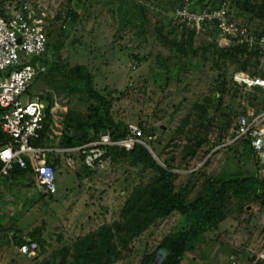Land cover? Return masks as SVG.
I'll return each instance as SVG.
<instances>
[{"label": "rangeland", "instance_id": "rangeland-1", "mask_svg": "<svg viewBox=\"0 0 264 264\" xmlns=\"http://www.w3.org/2000/svg\"><path fill=\"white\" fill-rule=\"evenodd\" d=\"M39 1L50 17L55 16L49 44L56 65L50 63L30 88L32 94L43 92L49 106L48 131L58 132L55 137L46 135V146H82L83 140L73 146H64L63 141L83 137L89 117L105 119L98 101L56 67L69 70L80 65L91 70L96 89L110 98L115 122L138 124L153 137L147 141L149 151L158 162L174 168L176 189L186 201L209 192L210 181L223 175L234 178L244 172L264 178V165L257 157L243 155L246 147L233 133L238 116L253 110V96H260L258 87L245 88L233 76L237 71L264 74V69L255 60L257 65L243 69L247 55L215 54L212 42L233 46V39L211 32L210 26L188 38L172 23L183 0H75L76 20L67 11V0ZM221 1L191 0L203 10ZM253 1L252 13L246 0H230V15L264 32V0ZM69 156L53 155L58 187L53 195L39 191L32 168L3 179L0 264L106 261L105 248L87 252L85 259L79 257L80 247L98 241L95 234L104 226L121 223L134 188L151 183L157 175L122 150L102 158L93 169L82 163L69 166ZM232 196L219 229L191 241L181 264H264V204ZM185 225L186 216L174 212L153 221L126 246L113 237L119 246L114 264H142L145 255L157 254L168 233ZM38 227L41 239L31 235ZM29 240L37 241L39 250L33 256L20 254L19 244Z\"/></svg>", "mask_w": 264, "mask_h": 264}, {"label": "built area", "instance_id": "built-area-1", "mask_svg": "<svg viewBox=\"0 0 264 264\" xmlns=\"http://www.w3.org/2000/svg\"><path fill=\"white\" fill-rule=\"evenodd\" d=\"M38 7L35 9V4ZM230 0H223L219 6L211 9H197L191 0H183L172 14V23L181 31L195 30L196 33L210 26L221 37L231 38L234 43L246 46L260 53V64L264 69V33L255 31L247 22H241L230 15ZM35 4L26 2L6 3L7 16L0 15V128L9 138L8 143L0 147V182L10 176L17 164L26 168L28 164L35 174L37 188L41 193L53 195L57 192L56 167L52 153L70 156L69 166L82 163L93 169L102 158H106L111 148L124 150L134 148L136 144L147 145V139L141 126L128 124L127 137L113 139L109 132H102L97 139L73 148L39 146L35 141L47 130L48 105L43 92L30 93L34 80L48 70L47 57L49 31L52 20L47 6L39 0ZM235 83L245 88H264L263 75H251L248 72H235ZM247 111V110H246ZM243 112L238 116L234 129L235 141L249 138L255 156L264 165V108ZM49 125V124H48ZM39 245L29 240L18 246L22 255H35Z\"/></svg>", "mask_w": 264, "mask_h": 264}, {"label": "trees", "instance_id": "trees-1", "mask_svg": "<svg viewBox=\"0 0 264 264\" xmlns=\"http://www.w3.org/2000/svg\"><path fill=\"white\" fill-rule=\"evenodd\" d=\"M8 1L15 0H0V15L7 16L4 5ZM74 1L75 0H67V11L71 18L76 20L78 15L74 9L75 6L72 5ZM246 1L248 2L249 12H255L254 1ZM258 13L263 14L262 11H258ZM184 32L188 34V38L190 39H194V36L196 35L195 30H184ZM212 32L215 33V31ZM258 32L264 33L263 30ZM49 34H51V30L49 31ZM49 43H51L50 39ZM212 44L217 47L215 49V54L217 56L229 54L247 55L245 60L246 64L243 66V69H246L251 63L254 66V64H256L253 62L254 60L256 62L260 61V53L256 50H249L246 46L237 43L233 46L218 45L216 42H212ZM52 51V45L48 44V70L50 63L56 61L52 56ZM54 65H56V63H54ZM56 67L59 68L60 73L64 77L79 84L91 98L96 99L99 105L104 108L103 118L105 119H97L95 115L89 117L84 136L79 139L69 136V139L66 142L63 141L64 146H73L76 145L75 142L79 141L78 143H81L82 140L88 143L97 139L102 132H109L113 139L125 138L129 135L128 124H125L124 122H115L110 116L111 100L107 95L96 89L93 73L88 67L78 65L69 70L62 69L59 66ZM248 73H251V75L264 76V74H257L255 70L249 71ZM258 90H260V96H253L251 105L254 109H263L264 88L258 87ZM47 112H49V106ZM48 124L49 123H47V126ZM142 129L145 136H148L145 127ZM147 138L148 137H146V140L148 141L149 139ZM46 139L45 132L40 139L35 141V144L44 146L46 145ZM8 141L9 138L0 128V147L8 143ZM236 142H240L246 147L243 155L252 156L254 158L256 157L249 138L244 137L236 140ZM121 150L130 154L135 163H141L144 167L153 169L157 175L151 183L140 184L134 188L130 197L127 199L126 206L124 207L125 210L123 215L125 216L121 223H117L115 227L112 225L104 226L100 232H96L95 234V236L97 235L99 237V242L93 240L87 248L80 247L81 254H79V257H82L83 255L85 259L89 258L87 252L94 254L95 250L105 248L108 259L104 262L97 260V264L115 263L119 253V246L113 237H116L117 239L119 238V241H121L120 243L126 246L129 238L139 235L144 229L148 228L153 221L166 218L174 212H179L186 216V225L183 228L171 231L163 239L161 247H164L168 251V255L162 264H180L191 241L197 240L206 232L219 229L220 222L224 219L227 201L231 195H233L232 197H239L240 200H260L261 203L264 204V178H261L258 175L244 174V172L234 178H226V176L223 175L210 181L209 192L195 197L192 201H186L184 194L176 189L175 179L177 173L174 171V168L169 164L164 165L158 162L146 145L136 144L134 148L130 150L114 147L109 150V154L120 152ZM53 155L54 154L51 153L49 158ZM54 167L56 166L54 165ZM28 169H31L29 164L26 168H21L15 164L10 175L16 171L22 173L24 170ZM253 188L255 189V193ZM40 229V227L35 228L31 235H37V237L41 239ZM117 233H121V236L117 237ZM100 241L102 242L100 243ZM87 242L88 240L85 241V243ZM152 257L153 255L151 254L145 255L141 263L149 264Z\"/></svg>", "mask_w": 264, "mask_h": 264}, {"label": "water", "instance_id": "water-1", "mask_svg": "<svg viewBox=\"0 0 264 264\" xmlns=\"http://www.w3.org/2000/svg\"><path fill=\"white\" fill-rule=\"evenodd\" d=\"M167 255H168V251L164 247H161L159 248L157 254L149 262V264H162L166 259Z\"/></svg>", "mask_w": 264, "mask_h": 264}, {"label": "crops", "instance_id": "crops-1", "mask_svg": "<svg viewBox=\"0 0 264 264\" xmlns=\"http://www.w3.org/2000/svg\"><path fill=\"white\" fill-rule=\"evenodd\" d=\"M240 21H241V20H240ZM247 23H248V22H247ZM3 181H4V180H1V182H0V186H1V184L3 183ZM258 255H259V254H258ZM181 263H182V260H181ZM181 263H180V264H181Z\"/></svg>", "mask_w": 264, "mask_h": 264}]
</instances>
